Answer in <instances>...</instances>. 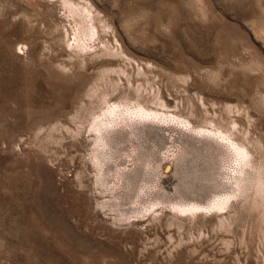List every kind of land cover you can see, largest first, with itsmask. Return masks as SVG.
Listing matches in <instances>:
<instances>
[{
    "label": "rangeland",
    "instance_id": "374dc122",
    "mask_svg": "<svg viewBox=\"0 0 264 264\" xmlns=\"http://www.w3.org/2000/svg\"><path fill=\"white\" fill-rule=\"evenodd\" d=\"M0 264H264V0H0Z\"/></svg>",
    "mask_w": 264,
    "mask_h": 264
}]
</instances>
